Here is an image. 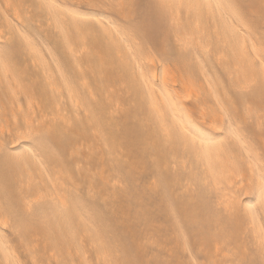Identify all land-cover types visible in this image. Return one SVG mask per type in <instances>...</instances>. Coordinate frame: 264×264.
<instances>
[{
    "label": "bare ground",
    "instance_id": "obj_1",
    "mask_svg": "<svg viewBox=\"0 0 264 264\" xmlns=\"http://www.w3.org/2000/svg\"><path fill=\"white\" fill-rule=\"evenodd\" d=\"M71 1L0 0V264H264V0Z\"/></svg>",
    "mask_w": 264,
    "mask_h": 264
},
{
    "label": "rangeland",
    "instance_id": "obj_2",
    "mask_svg": "<svg viewBox=\"0 0 264 264\" xmlns=\"http://www.w3.org/2000/svg\"><path fill=\"white\" fill-rule=\"evenodd\" d=\"M60 1H63L67 5L75 8V9H79L81 11H86V10L89 11V10H91L90 7H88V6L86 7L84 5L85 3L83 5H81L80 3H83V2H80V1L78 2L79 4H77V5H76L77 1L76 2H74V1L72 2L71 0H69V1L68 0H60ZM145 3H146V0H135V7L137 9V13H138V11L140 13L143 10V7H144ZM114 18L119 20V21L121 20V16L120 15H118V17H117V15H115ZM158 33H159V29L158 28L154 29L153 32L149 33L150 34V38H149L150 39L149 40L150 46L153 48V50L157 54L160 53L159 42H158V37H157ZM172 58H173L172 55L168 56V60H170ZM148 178H149V173H145V174L140 176L139 181L142 182V183H145ZM190 243H191V249L196 253V251H195L196 245H194V243L192 241H190ZM160 254H161V256L163 258H166V259L169 258V255H167V253L164 252V251H162ZM196 256H198L197 258L199 259V261H204L205 260L203 255L202 254H198V252L196 253ZM168 260L170 261V264H175V262L173 260H170V259H168ZM254 262L255 261H252L251 264H256L257 263V262H255V263Z\"/></svg>",
    "mask_w": 264,
    "mask_h": 264
}]
</instances>
